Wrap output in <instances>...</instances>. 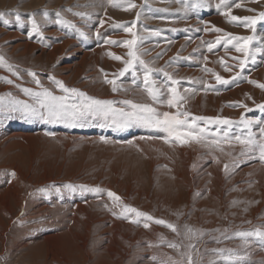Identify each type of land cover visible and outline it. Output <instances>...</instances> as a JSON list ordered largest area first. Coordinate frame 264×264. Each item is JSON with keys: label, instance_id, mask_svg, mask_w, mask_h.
Returning a JSON list of instances; mask_svg holds the SVG:
<instances>
[{"label": "rangeland", "instance_id": "1", "mask_svg": "<svg viewBox=\"0 0 264 264\" xmlns=\"http://www.w3.org/2000/svg\"><path fill=\"white\" fill-rule=\"evenodd\" d=\"M195 2L131 0L136 6L130 8L129 0H115L116 7L108 0H0V12L8 13L0 18V55L19 73L0 67V264H171L169 257L187 264L184 253L191 254L194 264H226L213 249H231L235 256L245 258V264H264V244L254 236L245 241L236 235L264 230V162L258 153L251 158L241 156L236 143L224 144L223 151L195 142L164 143L160 137L166 133L140 123L125 129L100 127L104 120L96 117L83 127H71L9 109L14 100L35 103L23 91H41L29 75L32 71L40 85L55 95L65 94L51 76L91 97L112 100L117 108L125 107L122 101L132 100L150 103L160 112H175L148 97L141 65H136L135 74L113 76L124 64L108 53L128 59V49L105 40L132 39L131 33L113 26L127 23L136 33L141 59L179 81L173 86L163 72L152 73L162 99L168 98V87H175L185 97L182 110L236 122L230 128L207 125L209 130L227 128L230 137L246 135L239 123L242 114L247 119H264V109L256 107L264 103V89L249 82L264 83V52L256 51L264 40V22H258L253 33L228 23L221 15L224 9L217 8L219 0H202L203 7L191 10L189 5ZM236 2L242 5H232L236 16L264 11V0ZM17 12L23 23L16 21ZM57 12L74 27L56 23ZM32 18L42 35H30ZM3 19L10 22L5 24ZM212 25L235 35L255 36L241 78L228 85L218 84L214 74L203 69L211 68L230 79L239 68L225 71L219 58L234 65L237 62L231 57L243 58V54L231 45L226 52L222 44L209 52L204 42H214L219 34L203 29ZM101 69L108 79L117 80L118 91H112ZM205 84L210 87L205 89ZM234 102L247 104L250 111L232 106ZM252 131L259 137V126ZM102 136L108 143L101 141ZM69 184L75 191L66 187ZM80 185L115 192L124 204L176 224L179 235L145 218L132 223L136 219L132 214L127 219L114 216L110 209L119 213L120 208L113 205L107 191L82 192ZM42 188L45 191H39ZM144 223L150 226L145 228ZM185 225L198 230L197 235L187 238ZM168 242L179 244V249L168 247ZM189 244L193 247L188 248Z\"/></svg>", "mask_w": 264, "mask_h": 264}, {"label": "snow or ice", "instance_id": "2", "mask_svg": "<svg viewBox=\"0 0 264 264\" xmlns=\"http://www.w3.org/2000/svg\"><path fill=\"white\" fill-rule=\"evenodd\" d=\"M109 4L116 7L119 6L115 3V0H108ZM183 2V0H181ZM256 2V0H254ZM236 8H240L242 5L237 3L236 0H219L217 4V8H223L224 11L221 12V15L227 18L228 23H237L242 25L246 29H251L253 33H255L256 25L258 22H264V11L259 12L257 15L250 16H236L232 14V5ZM130 8H134L136 5L131 3L129 0ZM204 3L202 0H196L195 3L190 4L189 8L191 10H195L197 8L203 7ZM250 12L255 13L256 9H247ZM71 11V9H69ZM8 13L0 12V18H4ZM74 15L84 17L87 13L84 12H76ZM45 19H47V11L44 13ZM56 16L59 18L56 20V23L61 25H67L68 27H74L71 21L64 19L59 12L56 13ZM138 19V16H137ZM16 21L18 23H23L21 20L20 14L16 13ZM5 24H8L10 21L8 19H3ZM31 33H35L38 35H42L41 27L35 18H32L31 21ZM137 23L136 20L131 21V25L135 26ZM100 24L103 25L104 21L101 20ZM115 28L123 29V31L127 33H131L132 39H126L123 41L116 40H105L107 44H123L128 49L127 57L128 59H124L123 57L116 55L115 53L109 52L108 55L115 60L122 61L124 67L121 68L117 73H114V77H123L128 72H133L135 74L136 65L139 64L143 67V85L144 91L147 93L148 97L154 103H165L167 106L171 108H175L176 111H164L160 112L157 108L153 107L150 103H135L132 100H124L121 103L125 106L122 108L114 107V101L105 100V99H97L89 96L87 93L81 91L80 89L74 87H68L65 85L64 81L57 80L55 76H51L50 79L53 83L61 89V91L65 95H55L53 91L43 88L40 85V81L35 79L36 73L29 71V75H31L35 83L41 87V91L34 92L30 88H24L23 91L32 95L34 97L35 103L29 104L22 100H14L12 104L9 106L11 111H20L22 115L26 117H39L40 119L46 120L49 123H67L71 127L77 126H85L90 118L101 117L104 120V123H101L100 127H112L115 126L118 129H125L129 126L140 123L145 126L161 129L165 136L160 137L163 139L164 143L169 142H178L181 145L188 144L190 142H195L197 144H203L205 147L209 149H218L223 151L224 144H239L241 146V156H251L256 155L258 153L260 161L264 162V119H247L244 114L241 115L239 123L244 126L246 129V135L238 134L231 136L227 131V128H230L235 121L221 116H196L190 113L189 111L182 110V102L185 101V97L180 96L175 87H168V98L166 100L162 99L163 93L161 89L155 86V81L151 79L152 73L155 71L163 72L164 76L170 81L171 85H176L179 81L172 79V76L168 72H164L163 69H153L149 67L148 63L141 59L140 54L137 52V38L136 33L133 32V28L128 26L127 23H115L113 25ZM199 30V29H198ZM207 32H215L218 33L215 37L214 42H204L207 45V50L212 52L218 45H221L225 48L226 52L228 51V46L231 47L237 52L243 54V58L241 56L231 57L232 60L237 63L234 65H229L225 62L224 57L219 58V63L224 66L225 71L231 72L234 67H238L240 71L236 72L234 76L230 79H225L219 73H215L211 68L203 69L206 72H211L215 76V80L218 84L228 85L229 83H234L238 78H241L247 62L248 57L250 55V42L255 39V36H240L235 35L230 32H226L224 29L216 27L212 25L211 27H205L203 29ZM79 31V30H77ZM97 36L100 35V32L97 31ZM80 35H84L83 32H80ZM152 35H158V32H153ZM256 51L264 52V40L261 41V46L256 49ZM160 55L159 53L157 54ZM205 61H207L208 57H204ZM254 60V56H253ZM0 67H6L8 71L12 72L14 75H19L18 72L14 70V66L8 63L3 55H0ZM104 73L106 83L112 85V91L116 92L119 90V86L117 85L116 79H108V74L104 72L103 69L100 70ZM8 83H12V80H7ZM250 83L256 84L261 89H264V83H258L257 81L250 80ZM135 84V80H133ZM205 89L210 87L209 85H204ZM126 90V89H125ZM185 91H188L187 89ZM250 98V97H249ZM0 100H3V97H0ZM232 106L243 107L246 111H250L248 109L247 104H243L240 102H234ZM257 108L264 109V103L257 104ZM128 108L130 110H125ZM109 121H111L109 123ZM199 122H203L204 126H201ZM207 125H225L227 128L220 129L217 127L215 132H212L208 129ZM253 126H259V137L255 132L252 131ZM49 135H54L49 133ZM101 141L104 143H108L105 137H100ZM143 139V137H142ZM129 143H132L131 141ZM195 166V165H194ZM229 169V165L224 164V170L227 172ZM12 176H15V172L11 173ZM66 187L75 191V188L71 184L66 185ZM80 190L94 193H102L107 191V196L110 197L113 201V205L115 207L120 208V212L110 209L114 216H118V218L127 219L130 214L134 215L136 219H133L132 223H139V218H145L147 221H154L157 225L166 226L171 231L177 233L179 235V231L176 224L170 223L164 219H157L151 216L150 214L140 211L135 207H132L128 204H124L122 202L121 197H119L115 192L111 190H104L100 187H88L86 185H80ZM39 191H45V189H39ZM59 191V189H57ZM235 204L236 201H233ZM145 228H148L149 223H144ZM186 236L191 239L192 237L197 235L198 230H193L190 226L185 225ZM216 231H219L217 229ZM227 229H225V232ZM200 235L203 234L202 231L199 232ZM237 236L247 240L248 237H256L262 244H264V230L259 228L255 229L252 232H237ZM164 238L161 236V241ZM168 247L179 249L180 245L175 242H168ZM193 245L189 244L188 248H192ZM213 252L217 253L219 256L226 261V264H245L244 257H238L234 255V251L231 249H213ZM227 253V255H225ZM182 255L187 256V264H194L192 256L190 253H184ZM155 259V257H153ZM171 264H181L180 261H172L171 257H169ZM164 264H168V262H164ZM209 264H214V262L210 261Z\"/></svg>", "mask_w": 264, "mask_h": 264}, {"label": "bare ground", "instance_id": "3", "mask_svg": "<svg viewBox=\"0 0 264 264\" xmlns=\"http://www.w3.org/2000/svg\"><path fill=\"white\" fill-rule=\"evenodd\" d=\"M14 34H17V33H14ZM14 34H13V35H14ZM73 41H74V40H73ZM69 42H70V41H69ZM71 42H72V41H71ZM66 45H67V44H66ZM16 47H17V46H16ZM85 60H86V59H85Z\"/></svg>", "mask_w": 264, "mask_h": 264}]
</instances>
